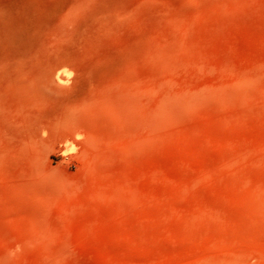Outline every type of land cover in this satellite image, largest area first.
Returning <instances> with one entry per match:
<instances>
[{
	"label": "rangeland",
	"instance_id": "rangeland-1",
	"mask_svg": "<svg viewBox=\"0 0 264 264\" xmlns=\"http://www.w3.org/2000/svg\"><path fill=\"white\" fill-rule=\"evenodd\" d=\"M0 264H264V0H0Z\"/></svg>",
	"mask_w": 264,
	"mask_h": 264
}]
</instances>
